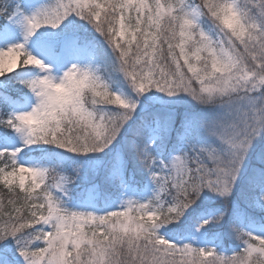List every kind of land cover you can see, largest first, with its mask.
Masks as SVG:
<instances>
[{"label":"snow or ice","instance_id":"snow-or-ice-1","mask_svg":"<svg viewBox=\"0 0 264 264\" xmlns=\"http://www.w3.org/2000/svg\"><path fill=\"white\" fill-rule=\"evenodd\" d=\"M13 7L0 0V15L16 17L23 41L0 49V78L37 74L19 80L35 99L31 108L0 114V128L22 141L0 148V242L16 244L14 251L0 246V264H18L17 253L23 264H264V233L235 224L227 235L239 244L230 255L159 234L205 193L227 204L242 175L246 205L264 211V149L253 156L264 137V0H50L30 14ZM76 20L103 37L115 56L112 70L134 95L113 91L97 70L78 63L57 76L52 64L28 51L41 29ZM38 43L57 59L51 39ZM64 43L91 46L78 36ZM153 91L217 110L199 120L186 113L177 131L170 111L148 112L145 104V114L137 113L142 97L168 103L145 95ZM197 133L215 143L190 142ZM121 138L115 171L106 179L126 184L130 158L153 183V195L146 202L124 200L104 214L63 207L56 193L67 195L70 178L18 160L33 145L87 155L110 150ZM186 142L188 149L174 154ZM225 216L217 210L197 230L221 225Z\"/></svg>","mask_w":264,"mask_h":264},{"label":"trees","instance_id":"trees-1","mask_svg":"<svg viewBox=\"0 0 264 264\" xmlns=\"http://www.w3.org/2000/svg\"><path fill=\"white\" fill-rule=\"evenodd\" d=\"M6 17L7 15H0V28L6 21ZM71 19L72 18H70V20ZM205 27L207 28V26ZM41 35H46L53 41L52 45L55 50H58L61 47V44L68 36H78L81 41L90 42L91 46L87 49H81V51L83 54H87L88 52L92 53L95 68L102 78H104L113 88H119L124 91L126 95H134V93L131 92L129 85L124 80L123 75L112 70L115 56L112 53L111 48L108 47L106 42L103 40V37L96 33L90 25L81 23L78 20L73 21L72 23L65 21V23L57 29H41ZM36 74V71L31 69L14 73L7 78H0V80L5 83L4 87H0V114L10 113L17 102L24 101L32 95L27 88L19 83V80L31 79ZM141 102L142 107L137 110L138 114H145V104L149 105L148 112H168L165 107H160L156 101H144L142 97ZM189 102L187 103L188 105H178L175 107L173 114L176 121L177 131H179L178 125L180 126V121L186 113L194 115L199 120L213 111L210 108L211 106L201 107L200 105L193 104L191 101ZM135 119H137V117H134V120ZM132 123V121L129 122L130 125ZM127 127L128 126H126V129ZM13 133L14 132L11 129L0 128V142L12 139ZM124 135L131 138V134L128 131H126ZM175 139V133H173L172 141L169 142V146H171V143L174 142ZM190 142L215 143L214 140L204 136L202 133H197L195 139H191ZM182 146L185 150L188 149L187 142ZM122 147V138L118 139L110 150H105L103 153H89L87 155L69 153L52 145H36L33 151L22 152L20 153V156L28 165L41 162L44 163L48 169H54L56 172L69 177L70 183L68 184L67 189L73 199L82 201L88 185L97 184L99 190L101 191V197L106 202H110L112 199L119 198L120 188L118 186H114L106 179L109 170L108 164L110 162H106L105 159L109 157L110 161H114L115 152L119 151ZM261 149H264V137L258 141L253 149V156H255V153ZM167 157L168 153L166 152L164 154V158ZM94 159L102 160V163L97 170L92 169V162ZM252 162L255 163L254 160ZM137 167L138 165L128 158L127 184L131 187L135 186L138 191H142L145 184V174L139 173L137 171ZM95 172L96 174H94ZM245 180L246 176L242 175L236 192L227 204L219 198L215 201L207 200L204 194L185 212L184 216L181 217L179 221L163 226L162 228L170 234L181 238L186 234L192 233L197 220L196 216L201 211H207L208 208L213 210H225L226 216L221 225L209 224L206 225L205 228L208 232V236H214L216 232H219L218 239L221 241V246L226 248L224 253L230 255V251L227 250L228 244L232 243L234 246L239 244V241L227 235L230 224H235L240 227L236 221V215H241L245 222H253L255 224L264 223V211L248 207L241 196V192L246 187ZM234 205H238L239 207L234 208ZM221 233L224 235L221 236ZM0 246L6 247L9 250H15L16 248L15 242L11 239L0 242Z\"/></svg>","mask_w":264,"mask_h":264},{"label":"rangeland","instance_id":"rangeland-1","mask_svg":"<svg viewBox=\"0 0 264 264\" xmlns=\"http://www.w3.org/2000/svg\"><path fill=\"white\" fill-rule=\"evenodd\" d=\"M50 0H37V1H30V0H23L21 5H19L20 11H22L24 14H30L32 11H34L36 8L42 6L43 4L49 3ZM15 11V8L14 10ZM69 39V38H68ZM23 41V29L20 26V24L17 22V19L15 16H10L7 20L6 24L3 26L2 30L0 31V49H6L7 47L22 42ZM26 47L29 52H31L34 55H37L39 58L44 60L45 63H50L53 65L55 72L54 74L59 76L62 73L63 69H66L71 66L72 63H78L81 66H88L93 68L92 66V59L90 55L83 56L79 50L66 47L65 43L63 44L60 51L55 52L52 47V51L57 59L53 60L52 57H50L47 52H45L40 46L39 43H36L33 38L31 37L26 44ZM94 69V68H93ZM113 91L119 92L121 94H124L119 89H112ZM156 95L157 97H162L163 101H167L168 103H162L160 100H157L156 102L159 104L160 107H165V109L169 112L174 113L176 106H185L188 105L187 103L189 101H185L183 103H175V98H170L163 96V94L158 92H150L145 95ZM125 95V94H124ZM35 102L34 97L32 96L30 99L25 101L24 103H19L15 106L13 111L19 112V111H27L31 108L32 104ZM190 103V102H189ZM194 104V103H193ZM205 107V106H201ZM210 107V106H208ZM140 108V107H139ZM138 108V109H139ZM213 111H216L213 106L210 107ZM12 111V112H13ZM212 111V112H213ZM176 135V134H175ZM15 138L13 141H10L4 145H0V148H16L20 147L22 144L21 138L18 134H15ZM36 145H33L31 147L25 148L24 151L32 150ZM180 150H185L182 146L179 148L178 152ZM178 152L174 154H178ZM19 160V157H18ZM21 164H24L20 162ZM25 165V164H24ZM96 167L100 165L99 161L95 162ZM34 166H40L44 167L42 165H34ZM116 162L114 164H111L110 168L113 171H115ZM45 168V167H44ZM146 190L142 194H134V189L130 188L128 185L119 186L120 188V196L117 199L112 200L109 203L100 202V206L97 204V200L99 198V192L95 191L94 189L89 188L88 193L86 195L84 203H81L79 201L73 200L70 195L67 193V195L63 193H56V195L62 200L63 207L67 208L71 211H85V212H94L96 214H104L107 211H111L116 209L121 205V203L124 200L127 199H133V200H139L141 202H146L149 200L153 195L154 185L147 176V182H146ZM205 197L207 200H216L218 198H214L211 193H205ZM245 201V200H244ZM216 212H213L209 210L206 213H201L198 216V223L194 229V232L191 235L185 236L182 239H177L172 237L171 235H168L164 230L159 229V234L163 236L166 239L175 240L177 243H188L191 242L197 246H210V247H217L220 245L216 237H209L207 235V231L204 228L198 229V226L202 219L209 218L210 216L215 215ZM236 221L239 224H242V228H244L246 231L256 232V233H264V224L263 225H253V224H245L244 220L241 215L235 216ZM231 247V249H236ZM15 259H17L18 264H23L22 258L19 257L18 254L15 255Z\"/></svg>","mask_w":264,"mask_h":264}]
</instances>
